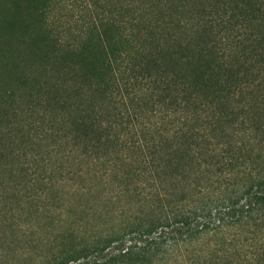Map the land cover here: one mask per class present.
Instances as JSON below:
<instances>
[{"label": "trees", "instance_id": "obj_1", "mask_svg": "<svg viewBox=\"0 0 264 264\" xmlns=\"http://www.w3.org/2000/svg\"><path fill=\"white\" fill-rule=\"evenodd\" d=\"M71 1L0 0L8 264H264V0Z\"/></svg>", "mask_w": 264, "mask_h": 264}, {"label": "rangeland", "instance_id": "obj_2", "mask_svg": "<svg viewBox=\"0 0 264 264\" xmlns=\"http://www.w3.org/2000/svg\"><path fill=\"white\" fill-rule=\"evenodd\" d=\"M88 3H89L88 0H72L70 7L67 8L66 11L68 14H72L75 16H78L84 13L89 14L91 13V11H89ZM85 10H88V12ZM11 235L12 234L9 233V237H11ZM1 236H0V264H8V261H10L9 259L12 258L11 257L12 254L8 253L9 245H8L7 240L2 238ZM24 236H26V234L24 232V227H23L22 230L19 231V238L22 239ZM32 237H33L32 239L27 240L28 245L33 244V246L31 247V250H25L26 248H21L17 251V255L15 257V261L17 264H27V261H30L32 264H35L31 259L32 254H36L37 252H40V249L42 247L37 246L39 237L33 234H32Z\"/></svg>", "mask_w": 264, "mask_h": 264}]
</instances>
